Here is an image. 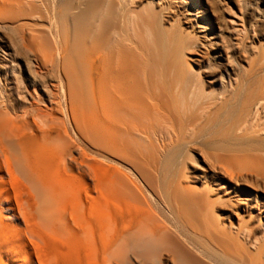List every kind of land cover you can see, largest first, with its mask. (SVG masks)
Here are the masks:
<instances>
[{
  "label": "bare ground",
  "instance_id": "obj_1",
  "mask_svg": "<svg viewBox=\"0 0 264 264\" xmlns=\"http://www.w3.org/2000/svg\"><path fill=\"white\" fill-rule=\"evenodd\" d=\"M132 1L0 0V30L44 22L31 42L20 27L0 37V264H264V215L222 221L211 196L224 183L202 187L186 170L197 143L221 181L264 171V41L254 57L246 42L264 15L237 39L229 18L214 28L177 0L195 30L183 35L181 17L166 26L154 0ZM244 2L251 17L264 0ZM127 38L138 56L120 50ZM206 41L219 56L192 72L185 50ZM156 116L170 132L156 134Z\"/></svg>",
  "mask_w": 264,
  "mask_h": 264
},
{
  "label": "rangeland",
  "instance_id": "obj_2",
  "mask_svg": "<svg viewBox=\"0 0 264 264\" xmlns=\"http://www.w3.org/2000/svg\"><path fill=\"white\" fill-rule=\"evenodd\" d=\"M133 1L131 2V4L128 5V7H129L130 10L137 11L148 0L147 1L146 0H133ZM154 1L156 3V4L154 3V9L156 11H158L159 13L161 12V15L164 16L163 18L165 20V23H164L165 25L167 24V22L170 23V21L173 20L174 18H176V17L180 18L181 17L180 18V23L182 22L180 24L181 27H182V28L180 27V29L182 30L181 33L183 35H185L186 32H188V33L190 32L191 35L195 34V32H194L195 30L194 31L192 30V32L190 31L191 30V27H189L190 24H191L190 21H189L190 15L186 11L185 5L180 4L177 0H164L162 2H160V1L157 2L158 0H154ZM244 1H246V3L248 1H249V3H251L252 0H188L189 3H193L194 5L198 6V9H200L199 10L200 11L199 14L202 13L201 14L202 19L207 14L210 15V17L216 19V20L212 19L213 21L210 22V25L212 27L217 28V26H219L218 22L220 23V21H221L220 17L223 16L224 18L225 17L229 18L228 21L230 23L233 22L232 25L238 31H239V29L241 31L242 28H245L246 25H248V22L251 19H253L254 18L253 16H255L256 14L261 13V14L264 15V10H263L264 9V2H263V3H261L259 5V7H260L259 10H262L261 12L259 10L257 12L253 11V10H251L249 12V10H248V12L250 14L252 13L250 15L251 17H245L244 12H246V11L244 9L246 8V6H245L246 4H245ZM142 2H144V3H142ZM132 3H134V4L132 5ZM214 5L216 7V11H218V9H219L222 13L219 12V11H218L217 14L214 13V12H216L215 8H214ZM136 6H138V7H136ZM211 7L214 8V9H211ZM162 8H164V9H162ZM165 8H167V9H165ZM242 9H243V11H242ZM211 10H213L214 12L211 11ZM185 12H187V14ZM28 13H30V12H28ZM163 13H164V15H163ZM225 13L226 14L229 13V14L226 15ZM248 14H246V15H248ZM32 15L31 14H30V16L26 15L28 17L24 16L23 18H20V17H22V16H20L18 18H12V19L11 18H7L6 20L4 19L5 21L3 20L1 24L6 25L8 28L7 29L5 28L6 30L5 29L4 30L3 29L0 30V37L8 38L9 37L8 35H10L8 33L11 30V29L8 30L9 28L12 27L14 29L16 27L17 28L20 27V28H22V32H23L22 37H25V39H28V41H30L31 34H32L33 30H35V31L37 30V32H40L38 30L41 29L42 27L44 28L43 20H41L40 17L34 18L35 16L32 17ZM216 15H217V17H216ZM243 18H246V20L245 19L243 20ZM14 19H16V20H14ZM17 19H18V21H17ZM217 19H219L220 21L217 20ZM11 20H14V23ZM261 23L262 22H260V23L258 22V25H256L257 28L255 27L256 29H254L255 31H257V34H256L257 37L255 39H258V40L252 42L250 39L245 38V39H248L246 42L249 45H251L250 46V51H249L250 54L249 55L252 56V57L256 56V52L258 50V46L260 45V42L264 41V30H263L264 29V23H262V24ZM31 25H33V26H31ZM244 25H245V27H244ZM166 26H168V24ZM261 27H262V29H261ZM31 29H33V30H31ZM183 29H186V30H183ZM4 31H6V32H4ZM41 31H42V29H41ZM240 31H239V35L240 36L237 39H241L240 38L241 37V34H240L241 32ZM26 36L29 37V38H27ZM38 38H40V39H38ZM132 38L133 37H131L130 40L135 42V39H132ZM2 39L3 38L0 39V44H3V40ZM34 39H38L39 42H44L43 37H36ZM19 40H20L18 42L19 46H22V44L23 43L25 44L26 41H27V40H25V42H24L23 39H19ZM128 40H129V38H127L123 42V45L120 47V50H122L125 54H131V55L138 56V53H139L138 48L136 47V45L133 42H129ZM205 45H206V47L205 46L204 47L198 46L196 49H186L185 50L184 58H185L186 66L188 67V69L190 71H192V72L200 71L201 72L202 64L210 56H212V55L219 56V53L217 52V50L213 46H210L208 44V41H206ZM116 49H118V48H116V45L112 43L109 46L108 51L115 52ZM1 53L2 52H0V62H1V65L3 66L4 69L2 71L0 70V73L2 75H4L5 73H6V75H8L9 74L8 73V71H9L8 69L10 67V64L7 61L3 60V58H2L3 54H1ZM221 56H223V57H221ZM225 56L227 57L225 51H223V54L220 55V57H219L221 62L224 63V64H225V62H227L226 61L227 58ZM244 57H245L244 54H243V57L240 56V59H241L240 62L242 61V63H243V61L246 60ZM93 68H94L96 74H98V72L100 71L99 64L95 62ZM209 90H211V89H209ZM16 97L20 98L18 95H16ZM149 121L153 124V128L157 132L156 134L170 132L171 129H172L171 128L172 125L166 119H164V118H162L160 116H156V117H153V118L151 117V118H149ZM189 148L192 151V153H194V155H196V157H197V159L199 161L198 164H197L198 166L195 165V164H191V165H188V168L186 169L187 170V175L190 178V180L194 179V180H197L198 183L202 182V187H203V185L209 184L212 189L218 188L222 183H224L223 186L221 185V187L224 189V192H222V193L216 192L215 194H213L211 196V199H213L215 201L217 200L218 202L222 201L226 205L223 209H217L218 211L215 212L216 213L215 214L216 217H218L222 221H229L231 219V217H234L233 215H235L234 213H236V212H237V215H239V216L240 215L241 216H243V215L246 216L247 215L246 217H248L250 215H252V216L253 215H257V216L264 215V180H263L264 179V174L261 175V173L262 172L264 173V171L262 169L255 168V169H259V170H255V172H253V174L254 173L256 174V171H257L258 172L257 174H259L258 176H254L255 174L251 175L252 173H248V174L247 173H243L244 174V176H243V174L241 173L242 175L239 174V177H238V175L235 176V178H232V179L228 177V179L231 180V181H229L226 178L227 176L226 177L224 176V180L221 181L219 179L220 178L219 177V172L220 171L218 170L219 168L217 166V163L214 164V162H215L214 158L208 157V155L213 154V153L211 151H209V150H205L201 145H198L197 143L196 144H190ZM201 167H202V169H201ZM245 175H247V176H245ZM220 176H222V175H220ZM259 176H261L260 179H259ZM262 177H263V179L261 180ZM242 200L244 201L242 204L247 203L246 204L247 205L246 208H248V209H246L245 207H242L239 210H236V208L232 209V206H234L233 204H235L236 201L240 202ZM231 201L233 202L232 204H231ZM257 213L258 214L260 213V214L258 215ZM169 264H172V263L169 262Z\"/></svg>",
  "mask_w": 264,
  "mask_h": 264
}]
</instances>
